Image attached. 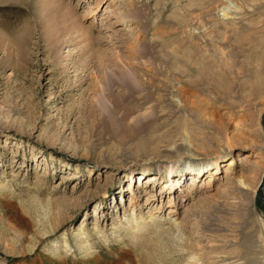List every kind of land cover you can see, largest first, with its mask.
I'll return each mask as SVG.
<instances>
[{"label": "rangeland", "instance_id": "1", "mask_svg": "<svg viewBox=\"0 0 264 264\" xmlns=\"http://www.w3.org/2000/svg\"><path fill=\"white\" fill-rule=\"evenodd\" d=\"M133 1L0 0V264H264V0ZM192 164L217 174L209 189ZM168 214L182 242L139 235Z\"/></svg>", "mask_w": 264, "mask_h": 264}, {"label": "bare ground", "instance_id": "2", "mask_svg": "<svg viewBox=\"0 0 264 264\" xmlns=\"http://www.w3.org/2000/svg\"><path fill=\"white\" fill-rule=\"evenodd\" d=\"M62 0H59V2H61ZM84 1V0H83ZM225 1V0H224ZM227 1V0H226ZM118 2H120V4H123L124 5V7H128V8H132V7H134L135 5V2L133 1V0H117V2H116V4L118 3ZM111 5V4H110ZM115 6V5H114ZM237 6L238 5H235V4H233L232 2L231 3H229V4H225V3H223V5H222V8H218L219 10H218V15L222 18V19H224V18H227L228 16H230L231 14H233V13H235V12H237ZM61 7H62V9H64V7L63 6H60L59 5V7L58 8H60L61 9ZM66 8H67V6H66ZM118 8H116V9H114L113 11L111 10H109V7H106L105 8V10H104V14L106 15V14H111V18H116L117 20H116V23H118L119 25H125V28H127V29H125V32H127V34H129V33H133L134 32V27H132L134 24H135V21H134V19H125V18H121L122 17V14L120 13V12H118ZM60 12H63L62 10L60 11ZM68 13H71V17L70 18H68L65 14H62L61 15V21L63 22V23H65V24H71V26H73L74 28H76V32H81L82 33V36H84V34L85 33H92L91 32V30L89 29V28H86L84 25H82V20L81 19H78V18H74V15L72 14V12H68ZM70 15V14H69ZM119 15V16H118ZM76 17V16H75ZM53 18V17H52ZM48 22H50L49 21V19H48ZM113 23H115V22H113ZM69 29L71 30V28L69 27ZM89 39H92V37L90 36L89 37ZM84 68V67H83ZM87 71V70H86ZM132 75L133 76H128V75H126V76H124L123 77V81H124V85L123 86H125V88L128 90V91H132L133 90V88H135V86H133V82H134V84H136V83H138V84H140V85H143V83H142V80H139L136 76V74L135 73H132ZM137 84V85H138ZM145 86V85H144ZM136 89V88H135ZM134 92V91H133ZM264 114V113H263ZM262 114V115H263ZM261 119H262V116H261ZM262 126V125H261ZM263 128V130H264V127H262ZM188 142V143H187ZM186 143H187V145L188 146H190V145H192L191 143H189V141H187ZM246 157H249L250 158V156L248 155V154H245L241 159L242 160H245V158ZM234 158H231L230 160H229V168H227L226 169V183L224 182V180H221V182H220V185H221V187H224V186H226V184H228L229 182H231V181H233L235 178H234V172L233 171H231L230 170V168L234 165V160H233ZM241 159H239V160H241ZM182 160V159H181ZM181 160H179L177 163H181L182 161ZM249 162H250V160L249 161H246V162H244V164L241 166V169H240V171H242L241 173H243V171H245L248 167H251V164H249ZM214 163L216 164V167H219L220 168V163L218 162V161H214ZM252 163V162H251ZM257 163V162H256ZM260 162H258V164H259ZM237 165H239V164H237ZM180 165H178V167H179ZM199 166L200 165H197V164H192V166H190V167H188L189 169L187 170V171H189L188 172V174H187V176L188 177H190V181H192L193 183H191V186H194V187H196L195 189H193V190H198V189H202L203 187H207L208 189H209V187H211V185L215 182V180L217 179V177H216V173L215 172H206V171H204L202 168H199ZM40 166H38V168H39ZM37 168V169H38ZM36 169V170H37ZM245 169V170H244ZM249 169V168H248ZM176 172L175 173H178V174H180L181 173V171H178V169H176L175 170ZM184 171V170H183ZM204 171V172H203ZM211 171H213V169H211ZM204 173H208L209 175H207L206 176V178H207V182H204V184H202L201 185V187L199 186V182H200V180H202V179H204ZM109 174V173H108ZM184 174H186V172L185 173H181L180 175H177L176 174V176L175 177H173V178H171V180L170 181H172V183L171 184H169V182H165L166 183V185L167 186H165V187H169V190H173L174 189V187H177V186H180V179L183 177V175ZM179 176V177H178ZM214 176H215V178H214ZM78 176L77 175H74V176H72V178H77ZM176 177H178L177 178V180H176ZM110 178V177H109ZM158 178L156 177V176H150L149 178H147V182L146 183H151L152 181H156ZM170 179V178H169ZM234 182H237L238 184H239V187L241 188V190H243V191H245V194L248 196V197H252V195L254 194V190L256 189H254V190H251V189H249V186L247 185V183H246V179L245 178H243V177H238V178H236V180L234 181ZM168 183V184H167ZM7 186V185H6ZM131 187H132V189H131ZM129 190H131V192L132 193H134L135 192V188L132 186V185H130V188L127 190V192L129 191ZM261 190H262V192H263V201H264V175H263V183H262V186H261ZM145 191H147V194H149V198L150 197H152V200L154 199V197L156 198H158V196H157V194L155 195L152 191H150V192H148V190H145ZM181 191H185V192H188V190H181ZM162 194V193H161ZM164 195V193L162 194V196ZM192 196V195H191ZM187 197H189L190 198V195L189 194H187ZM168 201H169V206L168 207H170V206H173L169 211V213L170 214H173L174 212H176L175 210H176V208H177V205H179V195H177V194H174V195H172V196H169L168 197ZM58 202H60V204L61 205H63L64 204V201H58ZM161 202V201H160ZM149 203V205H151V201H149L148 202ZM204 203V202H203ZM65 205V204H64ZM133 206H136V204H134ZM163 208V207H162ZM191 209L189 208V211H190ZM99 214L100 213H98L97 215L99 216ZM170 214H168V217L167 218H165L164 220H162V218L161 219H159V218H157L156 216H150L149 217V219H150V221H151V224H148V226H147V224H142V226L138 229V232L140 233L139 235H143V236H146V232H150L149 233V235L150 234H152V232H157V233H159L161 236L162 235H173V234H175V239H177L179 242H182L183 241V238L180 236V232L181 231H185L184 230V227H182V224L180 223V221H179V219L178 218H176V215L174 214L172 217H170ZM150 215H152V214H150ZM184 215H186V213L184 214ZM139 219H140V217H139ZM139 219H135V218H133L132 219V221L135 223H137V222H139L138 220ZM157 219H159V220H157ZM140 220H142V218L140 219ZM128 221H130V220H128ZM131 221V222H132ZM164 222H167V224L169 225L166 229H164L161 225L164 223ZM141 223V222H140ZM148 223V222H147ZM133 224V223H132ZM139 224V223H138ZM166 225V224H165ZM138 226V225H137ZM140 226V225H139ZM81 229H83L84 228V222H83V224H81ZM94 227V229H93V231H97L98 230V226H97V224L96 225H94L93 226ZM81 229L80 228H78L77 230H79V232L81 231ZM159 229V230H158ZM164 229V230H163ZM145 232V233H144ZM81 234H84V240H87V238L86 237H88V235L86 234V231H81L80 232V234H78V235H81ZM173 237V236H172ZM141 238V237H140ZM87 241H90V240H87ZM183 244V243H182ZM178 250V249H177ZM180 251H182L183 252V249H180ZM197 254H194V255H192L191 257H190V261L191 262H196V261H198V259H197ZM225 256H223L222 257V259H220V260H218V261H215V262H213L212 264H229V263H226V262H228V260L229 259H227L226 260V258H224ZM237 262V261H236ZM234 264H235V262H233Z\"/></svg>", "mask_w": 264, "mask_h": 264}, {"label": "water", "instance_id": "3", "mask_svg": "<svg viewBox=\"0 0 264 264\" xmlns=\"http://www.w3.org/2000/svg\"><path fill=\"white\" fill-rule=\"evenodd\" d=\"M261 125H262V127H264V114L262 115Z\"/></svg>", "mask_w": 264, "mask_h": 264}]
</instances>
